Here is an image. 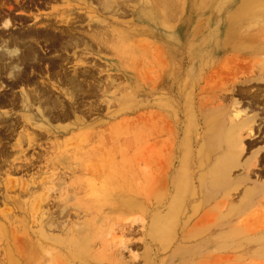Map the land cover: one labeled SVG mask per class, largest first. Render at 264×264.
Masks as SVG:
<instances>
[{
  "label": "rangeland",
  "instance_id": "obj_1",
  "mask_svg": "<svg viewBox=\"0 0 264 264\" xmlns=\"http://www.w3.org/2000/svg\"><path fill=\"white\" fill-rule=\"evenodd\" d=\"M174 2L176 8L172 23L182 44L178 45L175 53L173 52L174 60L170 51L159 40L160 36H163V31L154 29L155 36L146 32L147 34L138 37L137 43L132 42L126 50L119 49L116 53L110 49L99 52L92 42L94 50H91L92 47L87 48L90 46H86L83 41L76 46L70 45L67 50L50 53L44 41L41 43L33 41L42 58L45 57L39 64L41 70L27 65L26 75L23 77L25 82L18 81L14 85H11L14 78L8 74L5 62H0V99L6 103L0 106V133L1 130L3 133L0 134V151L4 148L9 152L12 161L0 164V222L4 221L3 214L6 212H8L6 218L17 221L16 225L20 226L22 233L14 232L16 242L21 236L28 240L32 238L31 234L38 230L41 220L44 219L42 221L44 222L58 209L56 203L64 199L66 188L73 187L72 182L76 180L81 184L78 197L89 203L93 199L94 186L91 185L93 189L89 187L93 175L126 190L145 194L154 191L164 172L163 168L172 159L170 148L174 142H179L186 132L181 121L180 126H177L176 118L169 114L170 110L163 111L160 107V100L168 95L176 97L173 99L181 110L182 121L185 108L190 105L196 118L194 130L198 138L205 131L204 117L216 111L219 104L230 105L237 100L240 101V107L250 110L251 115H258L256 123L258 130L254 131L256 134L253 137L245 136V148L240 159L244 162L252 157L253 152H258L256 156L261 162L251 158L256 164L253 166L255 172L252 173V178H257L256 172H262L264 78L261 79V75H264V72L260 71L259 66L264 60V53L257 57H244L231 48L224 49V45L219 43L230 29L229 16L234 12L236 4L231 6L225 4V11L218 12L219 5L214 0L204 5L188 0ZM86 3L83 0H0V52L3 50L1 46L9 43L12 34L35 27L37 22L35 16H39L38 20L42 18L50 22L60 20L61 16L68 13L72 18L79 16L73 25L78 27L82 36L87 35L92 29L91 24H94V21L88 19L90 13L99 14L106 20L112 17L124 22L134 20L130 7L136 5L135 1L126 0L121 7L115 5L114 8L120 9L117 11H114L113 7L104 10L98 0H86ZM89 5L93 10L87 7ZM65 9L70 11L67 13ZM258 17L263 20L264 11L251 16L246 29L250 33L260 35L258 45L261 46L264 43V23H257ZM8 19L10 23L7 25ZM219 23L222 24L220 31L217 29ZM104 24L99 23V26ZM43 25L44 23H38L37 27ZM195 25L198 27L195 36L202 39V44L207 45L214 53L211 60L209 58L204 62L199 61L196 67L192 65L193 59L188 52ZM133 44L135 48L131 47ZM138 47L140 48L137 49ZM59 54L66 56L63 62V66L66 67L62 70L63 75H79L82 81L92 83L94 93L87 92L89 89L87 83L81 90L73 92L68 82L65 83L50 73L48 62L50 58L59 57ZM113 59L120 60L129 71L114 69ZM23 68L21 66V69ZM169 68L175 70L174 87L171 86L172 81L164 77ZM189 74L193 79L189 87L184 88L183 84L190 80L187 78ZM33 80L41 88L46 89L45 95L40 93L36 83L27 82ZM164 83L169 87L162 91L161 84ZM24 90L36 97L35 104L29 111L24 110L25 103L22 102ZM161 92L165 96H162ZM131 93L134 95L130 103L126 107L121 105L120 101ZM252 95L256 96L259 103L253 102ZM107 96L111 99L109 100ZM40 104L45 108L44 121L49 120L51 127L71 125L67 132L47 133V127L37 126L43 121L38 109ZM62 111L68 112V118L59 116ZM24 113H30L36 119L26 121ZM59 156H65L66 159L58 160ZM11 163H15L16 166L10 168ZM241 173V167L234 169L235 176H240ZM60 178L61 181L65 179V183L61 182ZM99 186L101 185L96 183L97 189ZM243 189L240 187L233 193L232 198L237 203L243 196ZM42 199L45 200L41 201ZM74 202L76 199L71 203ZM135 217V214L126 213L121 219L122 222L109 223L112 229H106L103 235L108 234L110 244L123 249L122 257L125 260H129L127 257L134 253L141 255L144 252V247H123V244L132 238L133 242H142L143 234L140 232L142 228L138 226L140 221H135ZM239 222L242 236L249 233L247 230L249 226L250 229H264V197L257 200ZM126 223H132L136 228L130 229ZM54 235L59 236L58 233ZM103 236L100 235L101 240ZM228 239L230 242L231 239L229 237ZM243 243H247V240ZM2 249L1 247L0 258H5ZM254 255L255 252L245 253L243 250L225 248L221 263L246 264ZM254 258L259 262L264 261L261 256L255 255Z\"/></svg>",
  "mask_w": 264,
  "mask_h": 264
},
{
  "label": "bare ground",
  "instance_id": "obj_2",
  "mask_svg": "<svg viewBox=\"0 0 264 264\" xmlns=\"http://www.w3.org/2000/svg\"><path fill=\"white\" fill-rule=\"evenodd\" d=\"M83 1L86 3V0ZM98 1L104 10L110 7L114 8L115 5L121 7L122 3H126V0ZM129 1L136 3L135 6L130 7L134 14L133 21L124 22L116 17L106 20L99 14L90 13L88 19L94 21V24H91L92 29L87 32L86 37L82 36L78 27L73 25L78 21L79 16L69 17V9H65L68 14L61 16L60 20L55 19V22H50L48 19L44 21L42 18L38 20L39 16H35L37 22L34 28L30 27L18 34H12L9 43L1 46L3 50L0 52V62H5V67L9 70L8 74L14 78L11 85L23 81L27 65L41 70L39 64L45 57L42 58L33 41L38 43L44 41L50 53L67 50L70 45L76 46L82 41L86 46H90L87 48H91L94 43L99 52L103 49H110L116 53L119 49L126 50L132 42L137 43L138 37L147 34L146 32L153 35L157 30L163 31V36H160L159 40L162 41L163 46L167 47L174 60V53L177 51L178 45H182L177 29L172 23L176 8L175 0ZM188 1L200 2L204 5L211 0ZM214 1L219 5L217 6L218 12L224 10L225 4L227 6L236 4L234 12L229 16L230 29L223 40L219 42L224 45V49L231 48L232 51L244 57H257L264 53V43L261 46L258 45L260 35L250 33L246 29L250 17L264 11V0ZM87 7L93 10L91 5ZM185 8L187 9V7ZM196 9L198 11L199 7ZM117 10L120 9L114 8V11ZM263 21L264 19L257 18V23H264ZM9 23L10 19L6 24ZM38 23H44V25L37 27ZM99 23L105 24L100 27ZM217 25V29L220 31L222 24ZM197 28L195 25L192 30L188 47L194 67L199 61L204 62L209 58L211 60L214 54L210 48H207V45L202 44V39L195 36ZM131 47L135 48L134 44ZM91 50H94L93 47ZM65 60V54H59L57 58H50L48 62L50 73L58 76L59 80L68 82L73 92L81 90L87 83L86 85L89 87L87 92L94 93L91 88L92 83L82 81L79 75H63L62 70L66 68L63 66ZM21 66L24 68L21 69ZM112 66L117 70L126 71L127 69L118 59H113ZM259 68L261 72H264V60L260 62ZM170 69L165 72L166 76L164 77L171 80V86L174 87L175 70L174 68ZM261 76L263 79L264 75ZM187 78L190 80L183 84L184 88L189 87L190 81L193 79L190 74ZM34 81L27 82L36 83L40 93L45 95L46 89L41 88ZM168 87L169 85L165 83L161 84L160 90H166ZM161 94L165 96L162 92ZM133 95L131 93L123 98L120 101L121 105L126 107ZM23 96L24 110L29 111L35 104L36 97L27 90H24ZM107 97L109 100L111 99L110 96ZM173 97L176 98L168 95L162 101L160 100V107L163 111L170 110L169 114L176 118L177 126H180L181 121L186 132L185 136L179 142H174L170 148L172 159L163 168L164 172L159 184L153 189L154 191L145 194L126 190L93 175L89 184L91 189H93L91 185L94 186L93 199L90 204L83 202L82 197H78L81 192V184L79 180H76L72 182L73 187L66 188L64 199L56 203L58 209L51 213L44 222H42L44 219L41 220L38 230L31 234L32 238L28 240L19 236V239L17 236L16 238L19 239L17 242L14 232H21L20 226L16 225L17 221L12 218H6L8 215L6 212L3 214L4 221L0 222V251L2 247L3 256H5V258H0V264H222L221 256L225 248L243 250L245 253L255 252V255L264 258V229H250L249 226V229L246 228L249 233L242 236L243 233L239 228L241 217L250 210L257 200L264 197V168L261 169L262 172L255 173L257 174L256 179L252 178V173L255 172L253 168L254 165L256 166L255 161L261 162V159L256 156L258 152L252 153L251 158L256 159L255 161L249 158L241 162L240 159L245 148V136L253 137L256 134L254 131L258 130L256 125L258 115H251L250 110L240 107V101L237 100L230 105L219 104L216 111L204 117L205 131L198 138L194 130L196 118L192 108L190 105L185 108V116L183 115L182 121L180 119L181 110L175 104ZM214 97L216 96L214 95ZM251 98L253 102L258 101L254 95ZM262 103H264V98ZM4 105L6 103L1 98L0 106ZM38 109L43 121L37 126L47 127V133L67 132L71 127V125L66 127L49 126L50 121H44L46 119L45 108L40 104ZM59 116L68 118V112L62 111ZM24 118L26 121L36 119L30 113H24ZM77 119L82 121L79 117ZM0 134H3L2 130ZM40 135L44 136V134ZM8 153L4 148L0 151V157L4 158H0V164H8L11 161V155ZM65 159V156L58 157V160L61 161ZM14 166H16L15 163L10 164V168ZM238 167L242 168V173L240 176H235L234 169ZM61 182L65 183V179ZM96 183L101 185L98 189ZM240 187L244 188L243 196L237 203L232 197ZM75 199L76 202L72 204V200ZM126 213L135 214V221H140L138 226L140 225L142 228L140 232L143 234V239L142 242H133L132 238L126 241L123 247H144V252L141 255L134 253L127 257L129 260L122 257L123 249L120 246L110 244L107 239L108 234L103 236L104 231L111 227L108 224L122 222L121 219ZM126 226L130 229L136 228L132 223H126ZM125 229L124 231H126ZM56 233L59 236L54 235ZM130 233H133L132 230ZM100 235L103 236V240ZM228 237L232 242H229ZM244 240H247V243H243ZM27 245L29 246L26 247ZM254 256L246 264H264V261L259 262ZM213 257L216 259H212Z\"/></svg>",
  "mask_w": 264,
  "mask_h": 264
}]
</instances>
